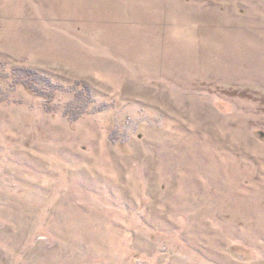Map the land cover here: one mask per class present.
Instances as JSON below:
<instances>
[{
    "label": "rangeland",
    "instance_id": "374dc122",
    "mask_svg": "<svg viewBox=\"0 0 264 264\" xmlns=\"http://www.w3.org/2000/svg\"><path fill=\"white\" fill-rule=\"evenodd\" d=\"M0 264H264V0H0Z\"/></svg>",
    "mask_w": 264,
    "mask_h": 264
},
{
    "label": "trees",
    "instance_id": "16d2710c",
    "mask_svg": "<svg viewBox=\"0 0 264 264\" xmlns=\"http://www.w3.org/2000/svg\"><path fill=\"white\" fill-rule=\"evenodd\" d=\"M18 71L20 72V75L24 77L23 82L25 84L33 87L37 91V93H39L40 95H45L49 99H53V96L61 85L60 82H56L55 80H53L51 76H45L39 71L31 68H20L18 69ZM73 90L75 92V97L71 101L72 103H80L81 101H83L82 104H84L83 107H85V105L89 104V102L93 101L94 99L93 90L87 83L83 81H77L73 85Z\"/></svg>",
    "mask_w": 264,
    "mask_h": 264
}]
</instances>
